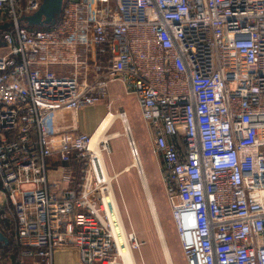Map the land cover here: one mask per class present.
<instances>
[{"label":"built area","instance_id":"obj_1","mask_svg":"<svg viewBox=\"0 0 264 264\" xmlns=\"http://www.w3.org/2000/svg\"><path fill=\"white\" fill-rule=\"evenodd\" d=\"M41 2L0 0V231L17 263L123 264L78 125L118 83L153 131L186 264H264V0H65L54 27L18 25Z\"/></svg>","mask_w":264,"mask_h":264},{"label":"rangeland","instance_id":"obj_2","mask_svg":"<svg viewBox=\"0 0 264 264\" xmlns=\"http://www.w3.org/2000/svg\"><path fill=\"white\" fill-rule=\"evenodd\" d=\"M50 71L56 76L67 75V68L64 67L56 66L50 68ZM105 102L109 113L116 114L117 111L124 110L128 124L132 130L131 133H133L131 134L132 138L137 152H139L138 155L143 174H145L144 176L149 186L148 189L155 205L156 213H158L157 217L163 236H165V243L170 252L172 263L186 264L170 216V208L165 196L164 184L159 169L160 164L158 158L153 153V141L150 142L146 134L145 123L141 119L136 98L130 94L126 95L122 86L114 83L110 86L108 99ZM111 126L106 135L109 136L116 132L119 134L118 138L107 140L105 144H100L99 148L107 177L111 179L112 196L118 207V213L125 231L127 234H132L139 247L135 249L129 242L133 257L135 258L134 262L135 264H167L140 177L137 169L132 166L134 159L131 157L128 139L121 121L116 119ZM102 146L104 147L102 148ZM94 164H98L96 159ZM124 165H130L132 168L124 171L125 168H122ZM1 202L2 196L0 194ZM139 253L143 255L142 261H139ZM1 264L13 263L8 260L6 262L3 261ZM16 264L35 263L24 260L21 263L16 262Z\"/></svg>","mask_w":264,"mask_h":264},{"label":"bare ground","instance_id":"obj_3","mask_svg":"<svg viewBox=\"0 0 264 264\" xmlns=\"http://www.w3.org/2000/svg\"><path fill=\"white\" fill-rule=\"evenodd\" d=\"M116 119H120L122 124H124V126H127L128 122H126L125 119L124 120L121 119L119 117V113L114 114V115L111 113H108L105 116L104 120L100 122V124L97 126L96 130L91 135V139H90V143H89V150L93 152V155L96 158V162L100 166V170H101L103 176L105 175V170H104L103 160L101 157L100 148H99L98 144H105L106 141L109 139L118 138L119 134L116 132L112 133L109 136L106 135L107 131H109L110 128L112 127L111 124H113V122ZM131 134H133V133H131ZM126 136L128 139H130V137H131L129 132H126ZM133 161L134 162H133L132 166L135 167L139 171V177H140L142 187L144 189V192H145V195L147 198V203H148L152 218L154 220L155 227L157 229L158 236L160 238V242L162 245V249L164 252L166 262H167V264H173L172 258L170 256V252H169L167 245L165 243V239H164L165 236H163V233H162V230L160 227V223H159V220L157 217L158 213H156L155 205L153 203V200L151 198V195H150V192L148 189L149 186L147 185V180L145 179V176H144L145 174H143V172H141V170H142L141 161L139 158H135ZM107 201L111 202L113 209H114V212H115V215H113L111 217H112V221L114 222L113 223V233L115 236V241L117 244V251H118V254L120 256V259L122 260L123 264H135L134 257H133L132 251H131V247L129 245V239H128V236H126V234H125V228H124L122 220L119 216V213H118L119 211L117 209V206L115 204L113 196H111Z\"/></svg>","mask_w":264,"mask_h":264},{"label":"crops","instance_id":"obj_4","mask_svg":"<svg viewBox=\"0 0 264 264\" xmlns=\"http://www.w3.org/2000/svg\"><path fill=\"white\" fill-rule=\"evenodd\" d=\"M3 52H4V47H1L0 53H3ZM124 93L126 94L125 91H124ZM105 103H106L105 101H102L93 107L84 108L79 112V114H78V125H79L80 131H82L83 133L88 134V135L93 134V132L96 130L97 126L100 124V122L106 116L107 112L109 113ZM137 105H138V103H137ZM139 111H140V109H139ZM111 114H112V112H111ZM140 115H141V112H140ZM126 120H127V117H126ZM144 125H145L146 134L149 138V141L151 142L153 140V137H154L153 131L146 123ZM122 168H125L124 171H126L127 169L132 168V166L124 165ZM105 171H106V168H105ZM141 185H142V183H141ZM114 201H115V199H114ZM115 204H116V202H115ZM117 209H118V207H117ZM28 260L33 262V260H31V259H28ZM134 260H135V258H134ZM142 260H143V255L139 253V261H142ZM53 264H79V263L77 260V255L75 254L74 251L60 250L57 253H55L53 256Z\"/></svg>","mask_w":264,"mask_h":264},{"label":"water","instance_id":"obj_5","mask_svg":"<svg viewBox=\"0 0 264 264\" xmlns=\"http://www.w3.org/2000/svg\"><path fill=\"white\" fill-rule=\"evenodd\" d=\"M65 0H42L39 9L29 16H22L18 25L28 28L49 29L58 22ZM11 22L0 24V34L12 28ZM4 43L0 41V48ZM0 244L7 246L8 241L0 232Z\"/></svg>","mask_w":264,"mask_h":264},{"label":"trees","instance_id":"obj_6","mask_svg":"<svg viewBox=\"0 0 264 264\" xmlns=\"http://www.w3.org/2000/svg\"><path fill=\"white\" fill-rule=\"evenodd\" d=\"M1 233L7 239L8 245L4 246L0 244V264L3 261L6 262L8 259L12 261L13 264H16V262H19V250L17 248H14V246L11 244L9 236H6V234H4L3 232ZM24 260L29 261L28 259Z\"/></svg>","mask_w":264,"mask_h":264}]
</instances>
